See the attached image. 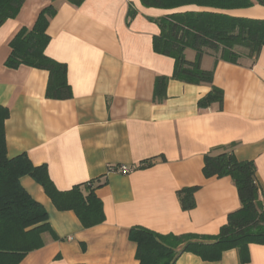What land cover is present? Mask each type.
Returning <instances> with one entry per match:
<instances>
[{"label":"crops","instance_id":"obj_1","mask_svg":"<svg viewBox=\"0 0 264 264\" xmlns=\"http://www.w3.org/2000/svg\"><path fill=\"white\" fill-rule=\"evenodd\" d=\"M53 5L55 16L47 34L45 55L67 68L72 97L45 98L48 73L26 66L8 69L9 42L21 28H31L39 12ZM136 14L128 21V10ZM197 10L195 7L178 11ZM170 11L145 8L140 0H25L14 19L0 27V106L6 155H26L45 166L58 191L102 179L96 190L105 220L85 229L72 211H57L29 176L20 178L28 195L42 205L52 234L44 246L19 264H138L132 227L160 234L215 235L228 214L240 207L228 177L206 179L204 156L212 149L234 145L239 161H252L264 202V47L251 65L216 59L206 52L201 68L213 72V86L223 93L221 108L200 110L208 85L170 80L166 99L153 101L157 77H171L174 60L159 55L152 40L159 35L156 19ZM233 16L264 20V7L232 10ZM188 61L195 52H184ZM151 165L143 162L152 160ZM126 166L128 174L110 171ZM198 186L195 207L182 211L177 191ZM250 262L264 264V245L249 246ZM176 264H239L237 252L218 262L182 254Z\"/></svg>","mask_w":264,"mask_h":264},{"label":"trees","instance_id":"obj_2","mask_svg":"<svg viewBox=\"0 0 264 264\" xmlns=\"http://www.w3.org/2000/svg\"><path fill=\"white\" fill-rule=\"evenodd\" d=\"M75 6L84 0H68ZM25 0H0V27L14 19ZM145 8L171 13L150 19L159 28L152 40L155 53L174 60L171 77H157L153 87V101L166 99L170 80L189 85H208L211 90L198 100L200 110L217 104L221 108L223 93L213 86V72L201 68V58L209 52L216 59L239 64L243 57L252 65L264 47V20L231 15L232 10L254 5L264 7V0H140ZM195 7L197 10L178 11ZM56 8L42 9L31 28H21L9 42L10 54L4 66L16 70L26 66L48 73L45 98L68 100L72 97L67 82L66 65L45 55L50 41L47 28L55 16ZM136 12L130 7L128 21ZM193 50L194 61L185 58V50ZM9 116L7 108L0 106V264H19L27 254L44 246L43 235L52 234L48 215L42 205L34 201L20 184V178L29 176L51 200L57 211H72L83 228L88 229L104 222L102 202L95 192L106 184L95 179L58 191L48 177L47 169L34 166L26 155L9 159L6 155L4 123ZM152 160L143 162L149 166ZM204 178L228 177L234 183L240 207L228 214L226 223L215 235L160 234L136 226L129 231V240L136 245L138 264H176L185 253L197 256L204 262H218L224 252L235 250L238 263L250 262L249 246L264 245V202L259 200V184L252 161H239L234 145L212 149L203 159ZM198 186L177 191L182 211L195 207L194 193Z\"/></svg>","mask_w":264,"mask_h":264},{"label":"built area","instance_id":"obj_3","mask_svg":"<svg viewBox=\"0 0 264 264\" xmlns=\"http://www.w3.org/2000/svg\"><path fill=\"white\" fill-rule=\"evenodd\" d=\"M132 170H133L132 168H128L126 166H118V167L110 169V171H114V172H117V173H120V174H128Z\"/></svg>","mask_w":264,"mask_h":264},{"label":"rangeland","instance_id":"obj_4","mask_svg":"<svg viewBox=\"0 0 264 264\" xmlns=\"http://www.w3.org/2000/svg\"><path fill=\"white\" fill-rule=\"evenodd\" d=\"M193 51V50H192ZM194 61V60H193Z\"/></svg>","mask_w":264,"mask_h":264}]
</instances>
